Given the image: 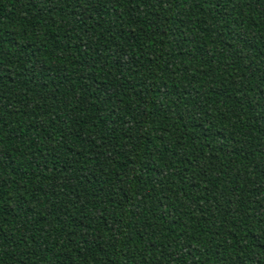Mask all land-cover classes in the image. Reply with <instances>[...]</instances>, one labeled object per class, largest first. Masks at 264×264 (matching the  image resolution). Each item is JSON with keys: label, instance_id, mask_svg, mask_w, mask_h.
<instances>
[{"label": "trees", "instance_id": "16d2710c", "mask_svg": "<svg viewBox=\"0 0 264 264\" xmlns=\"http://www.w3.org/2000/svg\"><path fill=\"white\" fill-rule=\"evenodd\" d=\"M0 264H264V0H0Z\"/></svg>", "mask_w": 264, "mask_h": 264}]
</instances>
